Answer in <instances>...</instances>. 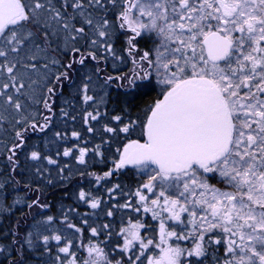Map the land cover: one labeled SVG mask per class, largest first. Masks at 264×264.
<instances>
[{
    "label": "snow or ice",
    "instance_id": "snow-or-ice-1",
    "mask_svg": "<svg viewBox=\"0 0 264 264\" xmlns=\"http://www.w3.org/2000/svg\"><path fill=\"white\" fill-rule=\"evenodd\" d=\"M0 264H264V0H0Z\"/></svg>",
    "mask_w": 264,
    "mask_h": 264
}]
</instances>
